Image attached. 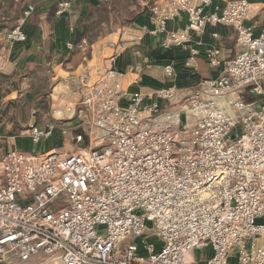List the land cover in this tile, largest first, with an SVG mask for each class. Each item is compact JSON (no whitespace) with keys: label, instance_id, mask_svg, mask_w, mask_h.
Here are the masks:
<instances>
[{"label":"built area","instance_id":"2783aa9c","mask_svg":"<svg viewBox=\"0 0 264 264\" xmlns=\"http://www.w3.org/2000/svg\"><path fill=\"white\" fill-rule=\"evenodd\" d=\"M70 9L65 0L57 13ZM252 12L250 0H156L144 32L187 48L186 65L200 52L193 33L210 24L233 27L241 51L223 60L212 47L219 74L192 87L132 91L114 68L84 77L66 111L79 120L75 142L89 146L0 157V264H191L204 249L203 264H264V25L247 24ZM173 19L185 24L169 30ZM8 38L26 35L16 27ZM56 128L31 125L30 137Z\"/></svg>","mask_w":264,"mask_h":264},{"label":"crops","instance_id":"0c3cea01","mask_svg":"<svg viewBox=\"0 0 264 264\" xmlns=\"http://www.w3.org/2000/svg\"><path fill=\"white\" fill-rule=\"evenodd\" d=\"M63 1L0 0V73L9 76L0 88V157L10 149L46 153L67 140L75 141L79 120L69 117L66 106L76 103L84 77L94 82L114 68L121 74L123 87L132 91L192 87L219 74L208 62L207 52L212 47L220 49L223 60L241 51L233 27L210 24L202 35L193 33L194 41L189 44H195L200 52L194 64L186 65L187 48H164L161 42L166 35L144 32L153 27L150 9L156 0H69L70 11L60 15L57 11ZM250 1L253 12L247 24L258 33L264 25V0ZM104 3L117 4L119 11L94 27L88 12ZM29 5L35 10L26 17ZM184 24V19H173L168 29ZM16 27L25 33L24 41L8 38V31ZM140 35L143 40L138 39ZM166 65L174 67L175 76L166 75ZM49 122L57 125L53 135L34 143L31 125L45 127Z\"/></svg>","mask_w":264,"mask_h":264},{"label":"rangeland","instance_id":"374dc122","mask_svg":"<svg viewBox=\"0 0 264 264\" xmlns=\"http://www.w3.org/2000/svg\"><path fill=\"white\" fill-rule=\"evenodd\" d=\"M89 142L87 140H85L84 142H81V143H76L75 141L73 142H70V140H67L66 142H63L62 145H60L56 151L58 152H66V151H69L72 149V147H80V146H89ZM38 150L37 149H34L33 152H37ZM134 241V240H137V239H133V238H129L127 240H125L123 242V245H127L130 241ZM147 240L149 241H152L154 243H156L157 245L158 244H162L163 241L159 240L156 236V231L155 230H149V232L147 233ZM264 240V238H263ZM209 252L208 249H204V250H197V251H194L193 252V258H194V261L191 262V264H200L202 259L204 258L205 256V253ZM43 261H47L46 264H54L52 262L51 259H49L48 257H44ZM43 261H39L37 264H44L42 263Z\"/></svg>","mask_w":264,"mask_h":264},{"label":"trees","instance_id":"16d2710c","mask_svg":"<svg viewBox=\"0 0 264 264\" xmlns=\"http://www.w3.org/2000/svg\"><path fill=\"white\" fill-rule=\"evenodd\" d=\"M117 4L113 5H107L106 3L100 5L97 8H92L88 12V19L91 21L92 25L94 27H98L102 25L103 22H106L110 19L111 14L116 15L118 12ZM53 12H55V8L53 9ZM51 12V14L53 13ZM87 30L85 29L84 32ZM9 81V76L5 75L3 73H0V88L3 83H6ZM252 98L249 97V95L246 96V100L250 101Z\"/></svg>","mask_w":264,"mask_h":264}]
</instances>
